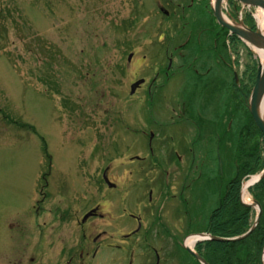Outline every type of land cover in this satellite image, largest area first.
Instances as JSON below:
<instances>
[{"label":"rangeland","instance_id":"obj_1","mask_svg":"<svg viewBox=\"0 0 264 264\" xmlns=\"http://www.w3.org/2000/svg\"><path fill=\"white\" fill-rule=\"evenodd\" d=\"M159 2L167 9V0H0V264H17L23 256L13 257V246H5L4 238L19 235L11 226L36 231L35 224L47 223L44 246H51L48 236L58 237L50 253L59 254L63 241L73 245L76 226L88 216L86 233L102 236L95 264H155L158 257L160 264H201L185 243L211 222L227 226L223 234L230 239L243 236L233 233L241 208L231 185L239 172L240 205L251 218L245 234L256 223V202L262 209L257 234L239 244L212 242L199 254L209 264H263L264 185L249 188L264 173V135L250 110L263 61L253 45L222 30L227 27L213 0L206 4L210 22L190 14L199 17L198 26L212 23L216 30L200 44L210 68L199 84L208 93L186 84L200 62L192 70L179 63L187 73L165 89L197 93L195 125L172 130L182 140L196 134L198 142L203 178L184 194L181 171L172 169L168 180L153 164L160 150L155 140L151 158L150 132L158 134L163 119L172 121L166 99L151 109L144 102L147 85L130 96L132 84L154 79L150 69L144 73V59L158 60V28L166 26ZM220 4L231 24L262 33L260 7L240 0ZM132 54L136 67L129 69ZM236 73L247 76L243 101L219 82L231 83ZM137 156L148 157L147 163ZM107 169L109 178H103ZM34 252L33 244L25 250L27 258Z\"/></svg>","mask_w":264,"mask_h":264},{"label":"flooded vegetation","instance_id":"obj_2","mask_svg":"<svg viewBox=\"0 0 264 264\" xmlns=\"http://www.w3.org/2000/svg\"><path fill=\"white\" fill-rule=\"evenodd\" d=\"M230 1L232 2L235 0ZM209 2L210 0H167V9L165 7H161L160 2L157 3L158 8L163 11V15L166 17V26L163 25V27L161 26L158 28V45L160 48V50H158V60L154 62L153 60L148 61L147 57H145L144 59V63H146V65L144 66H146L147 68L144 73L148 74V71L150 69V74L154 75V79L147 81V78H143L141 80V86L138 87L135 91L133 90L135 84H132L130 93L131 97H135L138 93H142L144 86L147 85L148 87L145 94L144 102L146 104L149 103L151 109H154L157 99V105L161 104L166 99L167 109L165 110H168V113L169 110H171L170 114H173L172 121L167 123L166 120L163 119L162 123L159 125L158 134L155 135L153 132H150L149 147L152 153L151 158H153L154 154L152 142H154L155 140L158 145L160 144V150L157 156L158 159L153 164H156V167L158 168V170H160V172L167 173L168 180H170V171H172V169H178L179 171H181L178 174L182 176L184 174V178L182 179V185L180 190L184 194L187 191L189 192V190L194 191L195 186L197 185L196 183L203 178V173L201 172L200 167L197 164L199 162H197V155L195 153V146L198 144V142L196 140V134L194 136V139H191L188 136V138L186 137V139L182 140L179 139L176 135H174L172 133V130L179 127H189L190 129L191 126L195 125V120L197 119L195 105L197 93H186L181 90L165 92V89L168 85H170L173 80L181 77L182 73L184 75L187 73H185L184 69L178 65L179 63L181 65H185L186 63L189 70H192L194 67H196L198 62H200L199 64L201 65V70L199 68L198 71H195V75L193 77L194 80H187L186 84L189 83V86H196L200 91H202L201 93H208V91H206L207 89H205L207 86L202 87L199 84V79L205 76V72H208V68H210L209 66H207L208 63L205 60H202L205 55L200 56V53H203L202 46L200 47V44L202 38L204 36L211 35V33L216 30V27H214L212 23H209L208 25L206 24L207 26H198L199 17H192L190 14L194 12L197 15H200V17L202 15V17L209 20L210 22L211 15L206 11V4H208ZM205 13L207 16H205ZM224 29L227 32V35L228 33L230 34L232 40L236 39L235 37H232L234 35L231 34L227 28L222 27V30ZM192 56L193 58L189 60ZM134 57L135 56L133 54L129 57V69H131V67H136L133 66ZM200 57H202V59ZM222 59L223 58H221V60ZM223 60L225 62L224 66L227 67V60ZM246 80L247 76H243L240 79L239 75H237L236 73L231 83L227 82V80L225 79L223 81V79L221 78L219 82L220 84L224 85L225 90L227 89V87H229L230 89L233 88V90L238 94L237 97H240V100L243 101V87L245 85ZM142 132L143 135L148 136V131H145L146 133L144 131ZM184 135L185 132H183V136ZM186 146L188 147L186 148ZM135 161L147 163L148 157L140 158L137 156L135 158ZM217 161L218 163L221 162L220 157H217ZM202 167L205 166L202 165ZM109 173L110 171L109 169H107L104 172L103 176L109 178ZM239 173L236 176L235 180H233L232 185L234 183L239 182ZM229 188L227 189V191H229ZM168 190H170L169 186ZM154 195L155 190L151 191L150 205H152L151 203H153ZM63 216L66 215L63 214ZM158 216L159 215L157 214L156 217ZM90 217L91 216L84 217L82 221L78 223L79 226L77 225L76 228L80 230L79 237L76 239V241L73 242L72 246L66 244L65 241H63L64 247L61 251H59V254H57V252L50 253V251L53 249L57 250L56 242L58 237L54 238L48 236L49 240L51 241L52 247L50 245L48 248L44 246V243L47 240V223H44V225L35 224L36 231L34 230L33 225H31L30 227H24L21 225V223H17L15 227L11 226V230L17 229V233L19 235L4 238L5 240L7 239L5 246H13V257L16 255H23L17 264L98 263L97 260H99L98 257L102 248V246L100 245V240L102 239V236L98 235L92 237L86 233L85 229L86 226L89 225L88 221ZM97 217L100 218L101 215H97L96 218ZM100 219H102V217ZM51 223L52 224L49 226V228L51 227L50 229L51 231H53V228L56 229V225L54 224V221H52ZM140 223L141 222H138L139 228L141 226ZM60 225L66 224H63L62 222L60 223ZM147 238L148 237H146L145 239L147 240ZM58 240L60 239L58 238ZM31 244H33L34 249L36 250V252H34L36 256H31L27 258L28 255H26L27 253H25V250L31 247ZM160 263V258L158 257L156 259L155 264ZM9 264H13V261H10Z\"/></svg>","mask_w":264,"mask_h":264},{"label":"water","instance_id":"obj_3","mask_svg":"<svg viewBox=\"0 0 264 264\" xmlns=\"http://www.w3.org/2000/svg\"><path fill=\"white\" fill-rule=\"evenodd\" d=\"M240 1L243 2L246 5L258 6L262 10H264V0H240ZM221 5L222 4H220V0H217L216 1V6H215V10H216L217 16H218L219 20L221 21V23L225 27H227L234 35L240 36V38H242V40H244L248 44L253 45L254 47L258 46V45H262L263 46V50H264V36H263V34L260 31L257 34H255V33H252L251 31L244 30V29H241V28H236V27H233V26L227 24L224 21V19L222 18ZM140 84L141 83L135 85L133 90L135 91L136 88ZM263 96H264V66H261L260 72H259V75H258L257 84H256V87H255V90H254V94H253V97H252V104L250 106V110H251V113H252V116H253L254 120L257 123V126L259 127V129L261 130L262 134L264 135V120L261 117V113L259 111V104H260V101L262 100ZM263 178H264V173L262 175L258 176L257 178H255V181L252 184L258 183ZM256 208L258 209V217H257L256 223H255L254 227L249 231V233L246 234L245 236H243L241 238H237V239H221V238H215V237H209L208 239L210 241L220 242V243L239 242V241L245 240L246 238H248L255 231L256 227L260 223V218L262 217V209H261V207L259 206V204L257 202H256ZM189 251H190V253H192L197 258L198 261L201 262V264H208L200 256L196 255L191 250H189ZM263 264H264V251H263Z\"/></svg>","mask_w":264,"mask_h":264},{"label":"trees","instance_id":"obj_4","mask_svg":"<svg viewBox=\"0 0 264 264\" xmlns=\"http://www.w3.org/2000/svg\"><path fill=\"white\" fill-rule=\"evenodd\" d=\"M263 182H264V180L263 181H261L258 185H256L253 189H255V188H257V189H259L260 187H262L264 184H263ZM236 183H234L233 185H231V186H233V198L235 197L237 200H236V202H237V206H236V208H237V211H238V208L240 207L241 208V215L239 214V213H237V215H236V217L234 218V222H235V228H236V230L235 231H237V232H233L236 236H240V235H244L245 234V231H248V228H250L251 227V218L249 217V216H246V207H244L243 205L241 206L240 205V199H239V197H240V185H239V188H238V186L236 187V185H235ZM229 190L231 191L232 189L231 188H229ZM229 192V191H228ZM227 196H228V193H225ZM256 200H258L259 202H260V200L259 199H256ZM261 203V202H260ZM236 204V203H235ZM264 208V207H263ZM248 211V210H247ZM239 217V218H238ZM227 226H225L224 228L222 227V225H220V223L219 222H211V224L209 225V227H208V232H210V233H212L214 236H217V237H222V238H231V237H227V235H224L223 234V232H224V230L226 229L227 230ZM247 229V230H246ZM228 231V230H227ZM257 234V231H255L254 232V234L252 235V236H255ZM259 235H260V237H261V245H263V243H264V228H263V230H261V232L259 233ZM241 242H245V240L244 241H241ZM241 242H238V243H235V244H239V243H241ZM213 245V243H209V244H207L205 247H211ZM226 247L227 246H229V245H227V244H224ZM264 247V246H263ZM200 248H202V246L200 247ZM259 248H260V246H259ZM261 249H263L262 247H261ZM260 254H261V252H260Z\"/></svg>","mask_w":264,"mask_h":264},{"label":"bare ground","instance_id":"obj_5","mask_svg":"<svg viewBox=\"0 0 264 264\" xmlns=\"http://www.w3.org/2000/svg\"><path fill=\"white\" fill-rule=\"evenodd\" d=\"M216 1L217 0H213V6H214V8L216 6ZM259 12H260V14L259 15L257 14V15H258V19H259V22H260V25H261V28H262L261 31H262L263 36H264V11H262V12L259 11ZM226 21H228V20L226 19ZM228 23H230V22L228 21ZM252 48L254 49L255 52H258L259 53L260 58L263 61L262 66H264V50H263V46L262 45H258V46L252 47ZM259 111L261 113V117L264 120V96L262 97V100L260 101ZM245 198L247 199V194H245L244 199ZM246 202L249 203L250 201L248 202V200H246ZM201 238L200 237L193 238L192 240H190V242H188V246L193 247L195 245V243L197 241H199Z\"/></svg>","mask_w":264,"mask_h":264}]
</instances>
